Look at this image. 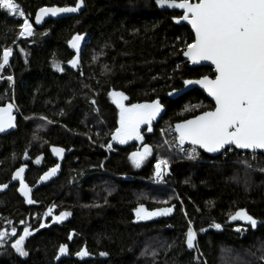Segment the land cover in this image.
I'll use <instances>...</instances> for the list:
<instances>
[{
  "label": "trees",
  "instance_id": "obj_1",
  "mask_svg": "<svg viewBox=\"0 0 264 264\" xmlns=\"http://www.w3.org/2000/svg\"><path fill=\"white\" fill-rule=\"evenodd\" d=\"M16 2L33 24L34 34L19 37L22 20L0 10V57L5 47L13 50L10 66L0 71V106L13 104L18 115V131L0 136V184H8L0 190V231L8 230L10 239L0 247V264H264V171L242 166L233 155L212 159L200 149L202 161H187L171 154L160 135L161 129H172L214 108L199 90L177 98L168 95L183 88L185 79L211 76L210 68H189L182 58L185 43L194 35L173 22L180 14L159 11L155 0H85L78 16L49 21L39 30L33 18L40 8L75 6L77 0ZM77 34L87 37V44L78 70L72 71L69 61L74 55L68 43ZM57 64L63 72L57 71ZM8 75L14 82L7 80ZM112 91L123 92L128 97L125 104L159 98L164 105L152 131L141 130L143 143L111 139L120 111ZM41 115L53 123L39 120ZM108 143L111 158L106 161L100 147ZM145 144L152 149L151 160L133 174L132 153ZM53 147L64 149L63 164L42 180L57 166ZM160 159L168 165L155 185L154 165ZM103 162L116 176L102 174ZM25 165L26 182L41 185L31 195L34 204L27 203L11 179ZM259 168L264 169L261 154ZM141 204L149 210L174 205V216L138 221L135 209ZM50 208L71 213L61 228L40 227L41 220L34 221ZM240 209L263 225L253 229L246 221L231 220ZM189 220L197 232L198 251L188 249L185 242ZM21 223L30 226L24 242L27 257L11 247L24 235ZM214 223L222 228L211 227ZM201 227L206 231L200 232ZM62 244L69 251L57 261ZM84 247L93 259L75 258Z\"/></svg>",
  "mask_w": 264,
  "mask_h": 264
},
{
  "label": "snow or ice",
  "instance_id": "obj_2",
  "mask_svg": "<svg viewBox=\"0 0 264 264\" xmlns=\"http://www.w3.org/2000/svg\"><path fill=\"white\" fill-rule=\"evenodd\" d=\"M85 0H77L72 7H43L35 17V23L40 24L43 16L53 17L60 13H75L84 6ZM155 4L160 8L180 9L182 14L174 17L176 23L186 21L191 25L194 32V39L191 43H185L183 55L193 64L208 61L214 66L215 78L204 75L199 79H185V85H199L205 89L210 97L215 101L212 110L203 111L201 114L191 119H186L175 124V132L179 145L188 142L193 147L188 151L189 159H196L199 155L197 148L203 149L207 153L226 155L233 150H248L252 153V159H256L257 150H264V0H155ZM0 10L10 14L14 18H19L22 22L17 26L18 35L22 38L32 37L34 29L27 14L22 10L16 0H0ZM83 37L75 35L70 41L71 46L79 52L80 41ZM186 49V50H185ZM21 51H23L21 49ZM13 50L5 47L3 55L0 57V71L6 66H10V57ZM73 68L78 65V57L69 61ZM57 71L63 72L64 69L58 64L55 65ZM105 69L107 65H105ZM82 74V73H81ZM7 80L13 81V76L8 75ZM87 87V85H85ZM175 91V90H173ZM170 92L168 95L171 96ZM110 95L113 103L119 108V127L115 129L111 139L119 144H125L129 140H143L141 126L148 125V131H152V121L160 116L164 111V105L159 98L150 103L125 104L128 97L123 92L112 91ZM93 105L96 101L91 100ZM13 105L0 107V132L6 128H14L15 117L12 115ZM98 112L99 109L97 108ZM63 115V111L59 113ZM39 120L52 124L53 121L45 116H39ZM37 137L34 135L33 139ZM103 146V145H102ZM108 149L112 144L108 143ZM184 151L183 148H181ZM52 152L62 156L64 149L53 147ZM152 149L149 145H143V151L132 153V161L135 166L140 167L144 160L151 155ZM24 159H28V152L25 150ZM36 163H40L37 158ZM240 163L246 168H250L247 160ZM168 161L160 159L155 164V175L163 178L164 169ZM25 166L19 167L12 180H19L20 193L26 198L28 204H34L31 189L25 183L23 173ZM59 168L46 172L41 179L47 180L54 175ZM264 171V169H261ZM187 182V181H186ZM8 188V184H0V190ZM175 206L149 210L143 204L135 209L136 220H149L156 216L168 215ZM50 208L46 215H50ZM69 212H61L55 216L56 222L63 221ZM187 215V213H185ZM231 220L246 221L251 228L257 227V219L244 209L236 211L230 217ZM186 232V245L188 249H196L197 232L191 226ZM43 223L40 227H44ZM216 229H221L222 225L214 223L211 225ZM240 231L239 228L236 229ZM200 232L206 231L201 227ZM24 235L20 236L11 247L21 257H27L29 252L25 248V239L30 235L28 227L23 229ZM17 229H11V236H16ZM8 234L0 231V247L6 242ZM59 254H67L68 246L60 245ZM144 255L148 254L145 248ZM79 257L88 256L85 249L76 252ZM101 256L107 255L105 252ZM152 256L156 252L151 253ZM199 261V256L194 257Z\"/></svg>",
  "mask_w": 264,
  "mask_h": 264
},
{
  "label": "water",
  "instance_id": "obj_3",
  "mask_svg": "<svg viewBox=\"0 0 264 264\" xmlns=\"http://www.w3.org/2000/svg\"><path fill=\"white\" fill-rule=\"evenodd\" d=\"M193 2H195V0H193ZM155 5H156V4H155ZM156 6H157V5H156ZM45 7H49V8H50V7H72V6H45ZM42 8H43V7H42ZM157 8L159 9V11H167V12H171V13H179V14H182V10H180V9L160 8L159 6H157ZM40 9H41V8H40ZM40 9H39V10H40ZM39 10L36 12V14H35V16H34V18H33V23H34L35 28H36V29H39V30L43 29L49 21L57 22V21L62 20V19L76 17V16H78V15L80 14V10H79L78 12H75V13H60V14H58V15L55 16V17H53V16H51V15H47V16H43V18H42L40 24H36V23H35V17H36L37 14H39ZM173 22H174L176 25H178V26H186V27H188V28L192 31L193 35H194V32H193V30H192V28H191V25L188 24L186 21H181L180 23H176L175 20H174V18H173ZM81 36L83 37V39L80 41L79 52H77V50L74 49V48L71 46L70 41H72V39H71V40L69 41V43H68V49H69V51L74 55L73 59H75V58L78 57V65H77L76 68H73V67L71 66V64H70V69H71L72 71H77V70H78V68H79V66H80V63H81V59H82L83 49L85 48V45L87 44V37H85V36H83V35H81ZM182 58H183L185 61L188 62V64H189V68H199V67H207V68H210V69H211V76H209V78H212V79L215 78V70H214V66L211 65L210 62H208V61H202V62H200V63H198V64H193V63H192L191 61H189L188 58L185 57L183 54H182ZM73 59H72V60H73ZM213 76H214V77H213ZM192 80H196V79H192ZM193 90H199L200 92H202V93H203V94L209 99V101L212 102V104L215 106V101L212 99V97H210V96L208 95L207 91H206L205 89L201 88L199 85H185V84H184V87H183V88H181V89L178 90V91L173 92V94H172L170 97H171V98H177V97H180V96H182V95H184V94H186V93H188V92H190V91H193ZM7 105H8V104H7ZM7 105H3V106H0V107H6ZM12 105H13V104H12ZM200 114H201V113H200ZM12 115L15 117L14 123H15L16 126H15L14 128H6L4 132H0V136H1V137H4V136H7V135H10V134L15 133V132L18 131V115H17V111H16V108H15L14 105H13V109H12ZM198 115H199V114H198ZM191 118H193V117H191ZM191 118H189V119H191ZM181 122H182V121H181ZM178 123H179V122H178ZM174 128H175V126H174ZM186 143H188V142H186ZM188 144H189V143H188ZM190 145H191V144H190ZM201 151H202L204 154H206L207 156L212 157V158H216V157H218L219 155H221V154H215V153H207V152H205L203 149H201ZM238 151L250 152V151H248V150H238ZM257 153H259V154H261V155H264V150H257ZM16 170H17V169H16ZM27 170H28V168L26 167V168H25V172L23 173V176H24L25 183H26V184L28 185V187L31 189L30 195H32V193H33L35 190H37L41 185H40V184H37V185H35L34 187H31V186L26 182ZM56 171H57V170H56ZM14 173H15V172H14ZM55 174H56V172H55ZM55 174H54V175H55ZM13 175H14V174H13ZM12 182H14V183H18L19 188H20L19 180H12ZM19 188H18V192L20 193ZM20 195H21L22 197H24L21 193H20ZM24 198H25V197H24ZM163 216H165L166 218H172V217L174 216V209H173V211H172L170 214H168V215H163ZM160 217H161V216H156V217H153V218H160ZM261 225H263V223H259L257 226H261ZM256 228H257V227H256ZM256 228H255V229H256ZM83 249L87 250L86 247H84ZM87 252H88V251H87ZM88 253H89V252H88ZM93 258H94V256L91 255V254L89 253L88 256H84V257H82L81 261H83V260H87V259H93Z\"/></svg>",
  "mask_w": 264,
  "mask_h": 264
},
{
  "label": "built area",
  "instance_id": "obj_4",
  "mask_svg": "<svg viewBox=\"0 0 264 264\" xmlns=\"http://www.w3.org/2000/svg\"><path fill=\"white\" fill-rule=\"evenodd\" d=\"M9 16L12 17L10 14H9ZM160 135H161L164 143L167 145L169 152L171 154H173L174 156H177L179 158H182V159H185V160L191 161V162H199V161H202L203 160L202 158H200L199 155L194 160L188 158L187 153H188V151L191 150V148L193 146L190 145V144H188V143H186V142L182 146L179 145V142L177 140V134H176V132H175V130L173 128L172 129L171 128L161 129L160 130ZM100 148L106 153V156L107 157H106L105 160L106 161L109 160L111 158V151H110V149H108L104 145L101 146ZM181 148H183L184 151H182ZM197 151L199 153V148H197ZM232 155L234 156L235 161L237 163H240V161H242V160H247L248 164L251 165V167L249 169L254 170V171H257V172H261V169L259 168V162H260V154L259 153H256V159L255 160H253L251 158L252 157V153L251 152H244V151L241 152V151H238V150L230 151L226 155H220L217 158H220V157L227 158V157L232 156ZM217 158H212V159H217ZM104 164H105V162H103L101 164V166H100V169L102 171V174H104V176L105 175H107V176H116V175H114L112 173L107 172L106 169H105ZM240 164L243 166L242 163H240ZM126 176L127 177H132V175H126ZM159 181H160V179L156 177V175H155V169H154V180H153V183L155 185H158Z\"/></svg>",
  "mask_w": 264,
  "mask_h": 264
},
{
  "label": "flooded vegetation",
  "instance_id": "obj_5",
  "mask_svg": "<svg viewBox=\"0 0 264 264\" xmlns=\"http://www.w3.org/2000/svg\"><path fill=\"white\" fill-rule=\"evenodd\" d=\"M181 15V14H180ZM214 77V76H213ZM64 156H65V153L63 152V154H62V156H58L57 155V157H56V159L58 160V163H57V165H59V168L60 167H62V164H63V159H64ZM57 172V171H56ZM18 188H19V185H18ZM48 212V211H47ZM46 212V213H47ZM46 213L44 214V215H42L41 217H36L35 219H34V221H40L41 220V222L44 224V225H47V224H50V225H52V224H54V225H56L57 227H59V228H61L62 226H63V224H65L67 221H61V222H56L55 221V219H54V217L55 216H57V215H59L60 213H54V212H52L50 215H46ZM152 219H154V218H152ZM49 225V226H50ZM28 227L29 229H30V226L29 225H25V224H23V223H21V225L19 226V227ZM23 231V230H22ZM11 233V232H10ZM8 242H10V239L8 238L7 239V243ZM68 251H69V249H68ZM67 254H59L58 253V257H57V261L58 260H60V259H62V258H64V257H67L66 256ZM75 258H77V259H82V257H79V256H77V255H75Z\"/></svg>",
  "mask_w": 264,
  "mask_h": 264
},
{
  "label": "rangeland",
  "instance_id": "obj_6",
  "mask_svg": "<svg viewBox=\"0 0 264 264\" xmlns=\"http://www.w3.org/2000/svg\"><path fill=\"white\" fill-rule=\"evenodd\" d=\"M30 23H31V22H30ZM32 25H33V24H32ZM33 29H34V27H33ZM29 38H30V37H29ZM23 39H27V38H23ZM152 122H153V121H152ZM151 126H152V125H151ZM143 129L146 130L147 133H149V131L147 130V129H148V125H142L140 131L143 130ZM139 142H140V143H143V140H142V141L139 140ZM139 150H140V151H143V146H139ZM150 160H151V155H149V156L144 160L143 163L148 162V161H150ZM141 165H142V164H141ZM154 168H155V165H154ZM139 169H140V168L137 167V166H135L134 163H133V161H132V159H131L130 172L133 173V174H134V173L137 174V173L139 172ZM153 180H154V179H153ZM160 180H161V179H160ZM152 183H153V182H152ZM153 184H154V183H153ZM4 232H6V233L8 234V236H9V231H8V230H7V231H4ZM6 239H8V238H6Z\"/></svg>",
  "mask_w": 264,
  "mask_h": 264
},
{
  "label": "bare ground",
  "instance_id": "obj_7",
  "mask_svg": "<svg viewBox=\"0 0 264 264\" xmlns=\"http://www.w3.org/2000/svg\"><path fill=\"white\" fill-rule=\"evenodd\" d=\"M22 38V37H21ZM15 106V105H14ZM16 108V107H15ZM16 111H17V109H16ZM174 130H175V128H173ZM201 150V149H200ZM241 152H243V151H241ZM220 156V155H219ZM210 158H212V157H210ZM217 158V157H216ZM155 169V168H154Z\"/></svg>",
  "mask_w": 264,
  "mask_h": 264
}]
</instances>
